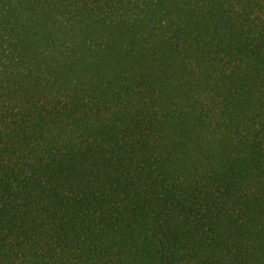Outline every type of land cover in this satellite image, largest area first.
<instances>
[{
  "label": "trees",
  "instance_id": "trees-1",
  "mask_svg": "<svg viewBox=\"0 0 264 264\" xmlns=\"http://www.w3.org/2000/svg\"><path fill=\"white\" fill-rule=\"evenodd\" d=\"M0 264H264V0H0Z\"/></svg>",
  "mask_w": 264,
  "mask_h": 264
}]
</instances>
